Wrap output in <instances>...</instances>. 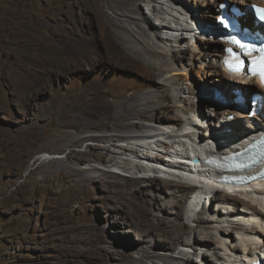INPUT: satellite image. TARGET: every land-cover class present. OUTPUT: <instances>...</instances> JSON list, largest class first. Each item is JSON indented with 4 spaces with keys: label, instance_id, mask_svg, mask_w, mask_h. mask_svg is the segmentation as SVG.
Returning a JSON list of instances; mask_svg holds the SVG:
<instances>
[{
    "label": "rangeland",
    "instance_id": "1",
    "mask_svg": "<svg viewBox=\"0 0 264 264\" xmlns=\"http://www.w3.org/2000/svg\"><path fill=\"white\" fill-rule=\"evenodd\" d=\"M52 1L45 0L44 5L41 0H0V264H125L118 250L130 253L135 264H164L153 259L137 262L150 246L155 254L162 257L172 256L176 260L183 256L194 257L193 264H203L198 253H208L210 263L215 261L216 254H221L225 255L222 263L228 264V257L231 256L232 264H240L238 255L243 256V253L231 251L236 245L243 247L238 240L214 237L209 247H200L197 242L194 246L179 245L176 250L168 252L159 246L163 243L161 237L142 231L143 222L135 215L137 202L142 200L149 202L152 214L161 220H172L175 216L173 212L179 210L175 206L179 198L166 189L147 188L150 179L156 177L162 184L164 181L186 185L194 183L199 187L209 184L193 182L186 174H181V178L172 172H161L154 165L155 162L148 163L141 156L150 153L154 157L168 159L172 152L186 155L187 150L196 152L197 144L193 139L200 141L199 132L204 133L202 140L211 139V130H207L209 121L214 120L217 124L219 119L231 112H222V105L214 112L204 106L207 116L201 115V110L188 114V118L200 123V128H167L150 119L133 120L135 123L141 122L142 128H125L120 132L101 126L81 130L70 127L65 114L57 115L65 106L57 104L54 96L58 92L66 94L71 86L80 85L83 78L101 81L111 91L118 85L129 86L134 95H143L156 88L138 71L113 66L88 70L85 76V71L74 72L61 84L56 83L52 73L54 57L51 48L47 46L44 51H38L41 37H52L53 29L61 28L64 22V16L59 14L61 6ZM221 2L227 0H178L175 5L170 0H142L128 16L116 15L111 9H107L106 13L119 19L126 30L133 34L131 42L135 49L143 53L146 50L155 51L168 63L177 65L176 71L169 76L183 83V92L178 97L182 104L178 106H195L197 103L208 106L212 103L210 98H217L218 91L223 97L227 94L217 88L215 85L218 81H214L217 78L214 70L218 64L214 53L220 46L206 33L195 34L194 30L198 27L201 30L210 27L217 30L214 22L218 15H222L218 11ZM208 3L213 6L212 12ZM74 8L78 15H74L72 30L96 32V27L91 26V14L80 3ZM211 13L212 17L205 18ZM145 18L155 20L157 28L151 30ZM177 21L182 23V27L190 26L192 30H174ZM249 21L252 22L251 18ZM157 34L166 39H157ZM158 59L154 57L153 61L160 64ZM168 86L160 91L169 92L171 85ZM255 87L260 89L258 85ZM178 91L170 90L175 95ZM245 97L249 105L250 96ZM151 103L157 105V99L151 97ZM167 103L171 106V115H175L172 112L173 100ZM197 113L200 114L198 117ZM213 128L217 130L221 127L214 125ZM249 134L252 133L238 136ZM124 135L128 139L119 140V136ZM106 137L113 141H106ZM72 139H82V142L71 145ZM101 156H105L106 160H101ZM136 179L142 181L140 191L125 193L121 183ZM260 188L264 189V185ZM253 194L238 191L232 195L263 211L261 200ZM137 198L141 200H134ZM193 199L188 198L183 217L190 229L186 235L189 242L196 228L195 221L203 211L211 219L204 231L209 238L211 234L218 233L216 228L232 229L240 225L241 219L226 217L227 210L230 211L229 215L233 214V206L220 211L222 205L216 201L210 204L207 199L196 203ZM235 236L237 239L238 235ZM123 238L127 240L124 242ZM214 263L219 264L217 261ZM175 264L182 263L177 261Z\"/></svg>",
    "mask_w": 264,
    "mask_h": 264
},
{
    "label": "bare ground",
    "instance_id": "2",
    "mask_svg": "<svg viewBox=\"0 0 264 264\" xmlns=\"http://www.w3.org/2000/svg\"><path fill=\"white\" fill-rule=\"evenodd\" d=\"M140 1L142 0H53L52 1L53 4H58L59 6H61L62 11L59 12V14L64 16L63 18L64 22L61 28L53 29L52 37H46L45 35L41 37L38 51H44L47 48V46L51 48L52 55L54 57L53 58L54 68L52 73L54 75V80L56 81V83L58 82V84H61L60 82L67 80L69 78V75L74 72L85 71L84 72V76H85V74L88 73L87 72L88 70L93 71L98 67L104 66L105 68H110L113 66L115 68L122 67L127 70L138 71L139 73L143 74V76H145V78H147L151 82V84L154 85L153 88H156L154 89V91L144 93L143 95H139V94L134 95V93L131 92L129 86L127 87L125 85L124 86L118 85L117 88H115V90L111 91L108 90L107 85L101 81L86 80V79L84 80L83 78L82 83L80 85L71 86L66 94L59 92L55 94L54 96L55 102L57 104L65 106L64 110L62 109V112H57V115L62 116L65 114L68 119L67 120L68 125L70 127H75L80 130L89 129L92 127H100V126L108 130H115V131H119V130L121 131L122 129L125 128L133 129V130L138 128L141 129L143 126L141 122L135 123L132 121L133 120L142 121L148 119H150V121L154 123L159 124L160 126H165L167 128H170L172 126H179L180 128H185L186 126H192V127L196 126L197 128H200L199 125L200 123L197 124L196 119L192 120L188 118L189 116L188 114L192 115V113H194L195 111L201 110V115L203 114L207 116L205 107H209V110L214 112L218 110L217 109L218 106L223 105L224 108L222 112H226V114L227 112H231V113L225 115L226 117L219 119V122H217V124L214 122V120L209 121V126H207V130H211V139L207 140L205 138V140H202V136H204V133L202 134V131L199 132L200 131L199 129L198 132H199L200 141H197V139H193L194 143L197 144L196 152L190 153L187 150L188 153L187 155L182 152H178V153L172 152L171 154L168 155V159H166L165 157L164 158L154 157V155H149L150 153L145 155V157L141 156L142 158L145 159L144 161H148V163L149 161L155 162L154 165L158 166L157 169H159V171L161 172L163 171L172 172V174L178 176H181V174H186L187 177H189L193 182L195 181V182L209 183L210 185L208 184L206 187L204 186L199 187L196 186L194 183H191V185L190 184L186 185L172 181H164V184H162V182H159L160 180L158 181V178L155 177L154 179H150L149 184L146 185L147 188L150 187L153 188L154 190L161 189L163 191L166 189V191L171 193L172 196H174L175 198H179L178 200L175 201V206H177L179 210L173 212V215L175 213V216L172 218V220L171 219L170 221L161 220L154 217L155 215L152 214L153 211L149 208V202L146 200H142L137 202L138 208L135 212V215L137 216L138 219H140V221L143 222L141 225L142 231H144V233L148 235L153 234L161 237L163 243L160 244L159 246L161 249H166L167 251L169 250L168 252H171V250H176L179 245L194 246L197 242L200 243L199 245L200 247L201 246L209 247L211 246L210 245V241H212L211 238L215 237L217 239L219 238L223 240L225 239L238 240L237 242L241 244L240 246H243L242 247L243 249L239 247V245L238 246L234 245L235 247H233V250L231 247L230 248L232 253L233 252L237 254L239 252H241V254L243 253V256L238 255V259L241 262L240 264H254V261L264 260V237H263L264 236V189L260 188L262 185H264V181L261 182L254 181L248 185H244L241 187H233L231 185L213 182L212 177L216 176L215 174H213V172L216 173L217 170L203 163V161H206L207 159H211L209 153L227 154L229 153L230 150L235 151V149H233L234 147H238L241 144L245 146L247 144L246 143L247 141H244L245 140L244 138H247L249 140L253 139L251 138L253 134H249L248 136H244L239 139L237 137L238 134L245 135L247 132L251 133V131L263 126L264 123H262L261 120H259V118H252V119L248 118L247 114L249 113H247L246 115L236 113L238 110V106L235 101L237 95L233 94V92L235 93L234 90L236 89L241 90L243 91V94L248 95L251 98L254 95V93L259 92L264 94V89H262L258 85V83L251 81L242 75L230 74L223 69L222 67V59L224 57L223 46L220 41L216 40L215 43L219 44L220 47L217 46V50L214 53V56L218 59V64L215 66V70H214V74L216 75L217 78L214 79V81H218V84H216L215 86L225 91L227 93L225 94L226 97L217 96L216 98L213 96L212 98H210L211 99L210 101L212 103L208 104V106L200 105L199 103H197L195 106L192 105H183L182 107L178 106L179 103L180 105L182 104V100H180L178 97H180L179 94L183 92L184 89L182 87L183 83L176 81L177 79H174V76L173 77L169 76V74L176 71L175 66L177 65H175L174 63L172 64L168 63L162 55L158 54L155 51L146 50L147 52L143 53L135 49L131 42V38L133 34H130V32L126 30L124 24L118 21L119 19L110 17L106 13L107 9H111L116 15L128 16L130 13L134 12L135 10L134 7H136ZM215 1L217 2V0ZM227 1H229L231 4H237L240 6L251 4V2L252 4H262V5L264 4V0H227ZM41 2L45 5V0H41ZM170 2H172V4L175 5L178 3V0H170ZM79 3L81 4V7H84L83 9H86L87 12L91 14V18H92L91 26L96 27V32H89V30L78 32L76 30L75 31L72 30V22L74 15H78V12L74 7L76 5L79 6ZM208 7L212 12L213 6H210V3H208ZM212 16H213L212 13L209 15L207 14L205 15V18H210ZM219 17L220 15H218V18ZM217 20L215 21L216 24H217ZM144 21L151 30H155L157 28L156 26L157 24L155 20L145 18ZM196 21H198V18L196 19ZM81 23L83 25H86L84 21H82ZM251 23L252 22L250 21L247 22V26L251 25ZM204 29L205 28H203V31ZM206 29L209 31L211 30V32L215 30V28L213 27ZM170 30H173V28L170 27ZM174 30L181 32L182 30L188 31L192 29L190 26H186V28L182 27V23H179L177 21ZM199 30H201L200 27H198V29L194 30L195 32L194 31L193 32L196 34L198 33ZM39 35H42V33ZM156 38L159 40L166 39V37L160 36L159 34L156 35ZM175 39L177 40L178 37L176 36ZM154 57H158L161 63L157 64L155 61H153ZM157 84H159L160 86H158ZM169 84L171 85L170 88H168L169 92L160 91L161 88L169 87L168 86ZM256 85L260 87L259 90L255 87ZM171 89L179 90V91L175 95V94H171L170 92ZM41 91H45V90L42 89ZM151 97H155L157 99L158 102L157 105L151 103ZM168 100L169 101L173 100L174 108L172 112L175 115H171L172 114L170 109L171 106L169 103H167ZM143 105L145 107H143ZM262 112L264 113V106ZM232 114L236 115V119L232 122L227 121L229 116ZM196 115L198 117V115L200 114L197 113ZM214 125L216 127L220 126L221 128L215 130L213 128ZM198 132L194 133L195 138L197 137L196 134H198ZM254 135H256V133H254ZM119 138H120L119 140L122 141L128 139L127 137H125V135L119 136ZM106 141L112 142L113 139L106 137ZM81 142L82 139L80 140L72 139L70 141L71 145H77ZM195 158L200 159L199 163L193 162ZM101 160L105 161L106 157L101 156ZM141 185H142V181L138 179L124 180L121 183L122 189H124L125 193L127 194L128 193L134 194L137 190L140 189ZM219 187H223L224 189L226 188L225 190L234 189L235 191L229 193H221V194L218 193L214 195L212 199H210V197H207L209 203L212 204L214 201H216L218 205H222L220 211H223L222 210L223 208L228 209V207L233 206L232 209L233 214L229 215L230 211L228 212L227 210L228 214L226 217L227 219L229 218L241 219L240 225L238 224L237 226H233L232 229L225 227L219 229L216 228V231L218 233L214 235L211 234V237L209 238L204 235V231L207 230L206 224H208L211 221V219H209V217H206L207 212L203 211L201 213V216H199L195 221L196 228L193 229V234L191 233L193 235L192 241L189 242L186 235L190 232V229L188 225L183 221V217L185 214V207H186L185 204L188 198L190 197L194 198L193 200H195L196 203H199L200 200H203L204 202V198H206L205 195H207L208 192ZM237 190L245 194H248V192H250L257 195L258 196L257 198L260 199L262 202V204L261 203L260 204L261 206H263V208H261L263 209V211L260 210L258 207H255L250 203L245 202L239 197L233 196L232 194L234 193L235 195V192H238ZM134 200H141V199L137 198ZM192 202L190 203V205H192ZM167 212L172 213V211H167ZM241 221L243 223H241ZM235 235H238L239 238L237 237L236 239ZM151 237L152 235L150 236V238ZM262 238H263V245H262ZM126 240L127 239L123 238L124 242ZM144 248L145 247H143V250ZM225 248L227 250H230L228 249L229 247H225ZM152 249L153 248H151V246L146 248L145 251H143L141 258L138 259L137 262H142L143 259H149V260L153 259V260H159L164 264H175L177 261L178 262L180 261L182 264H193V262L195 261L194 257H186V256L185 257L183 256L180 260H176L172 256L162 257L155 254V252ZM118 254L123 259L125 264H135L133 256L127 251L118 250ZM224 256H221V254L220 255L216 254L217 258L215 259V261H217L219 264H224L222 263V260L225 258ZM198 257L202 258L200 262L203 264L205 262H207V264H215L214 263L215 261L210 263V258H208L209 257L208 253H198ZM231 258H232L231 256L228 257L229 259L228 264H232ZM155 264H158V262Z\"/></svg>",
    "mask_w": 264,
    "mask_h": 264
},
{
    "label": "water",
    "instance_id": "3",
    "mask_svg": "<svg viewBox=\"0 0 264 264\" xmlns=\"http://www.w3.org/2000/svg\"><path fill=\"white\" fill-rule=\"evenodd\" d=\"M194 163H198V161L195 159V160H194Z\"/></svg>",
    "mask_w": 264,
    "mask_h": 264
},
{
    "label": "trees",
    "instance_id": "4",
    "mask_svg": "<svg viewBox=\"0 0 264 264\" xmlns=\"http://www.w3.org/2000/svg\"><path fill=\"white\" fill-rule=\"evenodd\" d=\"M214 24L217 26L216 22H214Z\"/></svg>",
    "mask_w": 264,
    "mask_h": 264
}]
</instances>
